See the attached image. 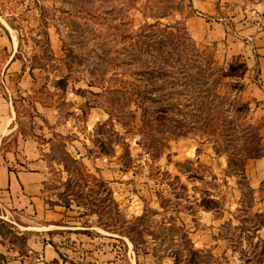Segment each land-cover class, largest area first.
<instances>
[{
	"label": "rangeland",
	"instance_id": "1",
	"mask_svg": "<svg viewBox=\"0 0 264 264\" xmlns=\"http://www.w3.org/2000/svg\"><path fill=\"white\" fill-rule=\"evenodd\" d=\"M252 1L214 14L250 44L264 36ZM201 17L192 0H0L19 43L14 64L0 44V163L44 159L52 215L27 222L50 224L45 240L117 264H264V79L253 47ZM139 83L160 99L126 102ZM17 229L0 217L22 246Z\"/></svg>",
	"mask_w": 264,
	"mask_h": 264
},
{
	"label": "crops",
	"instance_id": "2",
	"mask_svg": "<svg viewBox=\"0 0 264 264\" xmlns=\"http://www.w3.org/2000/svg\"><path fill=\"white\" fill-rule=\"evenodd\" d=\"M241 2L242 0H192L193 7L202 14V17L212 16L213 20L209 21V25L215 35L218 33L219 38L226 37L234 44H239L238 47L249 48L250 46L254 48L255 55L251 58L247 56V59L258 63L259 75L264 79V36H256L255 40H252V44L249 40L247 42L242 41L227 30L225 22L217 21L214 15L218 11L217 4L226 3L229 5H224L230 9L231 17L238 19L239 15L236 14L241 7ZM252 3L259 9L264 10V0H254ZM237 25V27L243 26L242 23H237ZM3 27L5 32L0 33V44L10 47L12 54L9 64H14L19 44L18 38L9 24L4 22ZM248 30L251 31V29L243 28L240 32H247ZM12 119L13 116L11 115H2L0 119V137L9 130ZM12 155L13 159H16V154L12 153ZM43 160L39 158L35 162H30V164L34 163L36 165L30 168L17 166L11 168L9 164L0 163V205L2 206L0 217L5 221L10 220L14 226L16 225L18 227L15 231L17 234L27 233L29 235L26 243L19 246L15 241H8L6 235L0 230V264H117V260L104 261L106 251L101 247L87 251L86 254L80 256V251L76 252L65 245H55L51 241L45 240L44 237L47 234L46 231L52 229L50 224L37 226L27 222V220L32 221L31 218H37L40 215L49 218L52 215L43 198V187L47 174ZM11 210L12 218L6 216L5 213L11 212ZM31 210H33V215L27 213ZM38 223L43 225L44 221ZM11 244H14V246ZM64 250L72 251V253L66 254L63 252ZM112 253L108 252V254L113 255ZM62 254L67 256L68 259L62 257Z\"/></svg>",
	"mask_w": 264,
	"mask_h": 264
},
{
	"label": "trees",
	"instance_id": "3",
	"mask_svg": "<svg viewBox=\"0 0 264 264\" xmlns=\"http://www.w3.org/2000/svg\"><path fill=\"white\" fill-rule=\"evenodd\" d=\"M49 39V38H48ZM49 45V49H50V44H48ZM50 53H53L52 51L50 52ZM15 56H18L19 57V55H18V52H16V54H15ZM157 67H159V66H157ZM146 68H147V66H146ZM162 68V67H161ZM31 69H33V65H32V67H31ZM145 72H147V71H149V69H145L144 70ZM161 74V73H160ZM142 85L143 84H141V83H139V84H137L136 86H137V88L135 87V85L133 86L134 88H133V90L129 93V94H126V92H125V96H123V98H126L127 99V101L126 102H130L131 101V95L132 94H136L137 96H141L142 97V101H146L147 100V98H150L151 100H159L160 98L158 97V96H156V95H158V94H155L156 92L155 91H153L154 89H157V88H150V90L148 89V91H149V93H150V95H152L151 97L150 96H148L149 94H146V93H148V92H146L147 90H144V88L142 87ZM144 86H148V85H146V84H144ZM142 87V88H141ZM144 92V93H143ZM153 94H155V96H153ZM162 94V93H161ZM124 95V94H123ZM160 95V94H159ZM205 95V94H204ZM162 97V96H161ZM169 103V106H172L173 104L171 103V102H168ZM152 109H154V110H156L157 108H152ZM143 113H142V117H143V122H144V125H150V123H152V122H150L151 121V119L150 118H147L146 116L148 115V107H146V106H144L143 107ZM108 112H109V114H110V116H113V112L109 109V110H107ZM122 111H124V110H122ZM198 112L197 113H195L196 114V116H200L201 117V119L203 118V116L201 115V113L202 112H204L203 111V108H199L198 110H197ZM123 113H126V112H123ZM154 115V114H153ZM219 115V114H218ZM134 116L135 115H133V117H129L127 120H126V123H130L129 124V127H130V125H131V121L133 120V118H134ZM117 119L118 120H120L121 121V124L123 125L125 122H123L122 120H121V118L117 115ZM198 120V119H197ZM161 121H165V119H162ZM200 121H202V120H200ZM226 122H228V125L230 124L229 122H235L233 119H231V120H226ZM106 123V122H105ZM108 123V122H107ZM195 125H198V123H194ZM203 124H204V122H203ZM202 124V126H204ZM197 127H200V125L199 126H197ZM201 128V127H200ZM128 131V130H127ZM123 138L125 139V136H123ZM122 142L127 146V145H129V142H127V141H125V140H122ZM107 144H108V146H105L104 148H105V150H106V152L108 153L109 151H110V147H112V143L110 142V141H108L107 142ZM161 144H151V147H149L151 150H153V154L154 155H156L157 153H158V151H161V147H159L158 148V146H160ZM247 187L249 188V189H251L252 191L254 190L253 188H251L250 186H249V184H247Z\"/></svg>",
	"mask_w": 264,
	"mask_h": 264
},
{
	"label": "built area",
	"instance_id": "4",
	"mask_svg": "<svg viewBox=\"0 0 264 264\" xmlns=\"http://www.w3.org/2000/svg\"><path fill=\"white\" fill-rule=\"evenodd\" d=\"M252 11H258L257 9H253ZM262 13V12H261ZM264 13V12H263ZM257 17L259 19V24L260 27L263 28L264 27V14H257Z\"/></svg>",
	"mask_w": 264,
	"mask_h": 264
}]
</instances>
